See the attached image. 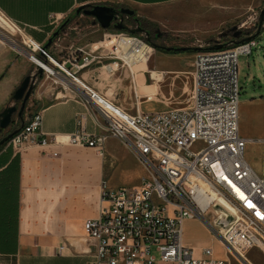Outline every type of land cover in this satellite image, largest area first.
I'll use <instances>...</instances> for the list:
<instances>
[{"label": "crops", "instance_id": "0c3cea01", "mask_svg": "<svg viewBox=\"0 0 264 264\" xmlns=\"http://www.w3.org/2000/svg\"><path fill=\"white\" fill-rule=\"evenodd\" d=\"M177 2L183 3V11L163 14L164 8ZM88 4L122 5L149 21L162 18L174 22L183 14V43L192 45L216 35L219 19L210 23L213 15L220 18L235 11V0H0V29L13 37L16 33L27 39V35L36 50L48 42L69 14ZM189 14L194 15L191 23L184 19ZM91 18L93 22L87 25L74 19L62 29L47 50L56 61H66L76 50L79 55L82 50L91 55L108 52L111 42L105 35L112 30L103 29ZM203 19L209 20L204 23ZM15 40L27 48L21 37ZM152 55L133 66L134 76L126 66L115 67L106 57L83 67L77 75L127 111H145L144 103L158 99L159 95L156 91L152 96L153 92L143 96L141 86L161 90V83L168 80L171 86L179 77L178 73L166 74L173 72L164 69L172 65L169 61L167 65L157 59L167 60ZM35 68L29 56L0 38V112L14 104L15 90ZM155 73L160 80L153 76ZM195 77V68L183 62V95L186 90L189 92L186 107L193 101ZM29 100L31 110L42 114L43 133L69 135L80 122L90 133H106L100 110L62 72L55 76L43 73ZM263 117L264 96L241 99L240 134L247 140L245 155L260 175L258 155L264 154ZM148 175L138 154L110 135L104 140L103 154L96 147L77 144L34 145L21 152L5 145L0 150V264H91L94 247L84 223L99 217L101 206L105 205L104 183L116 188L126 180L131 187H139ZM16 213L17 225L13 224ZM192 229L210 232L201 220L186 219L184 241L189 246L193 242L185 232ZM210 241L215 249L216 243Z\"/></svg>", "mask_w": 264, "mask_h": 264}, {"label": "built area", "instance_id": "2783aa9c", "mask_svg": "<svg viewBox=\"0 0 264 264\" xmlns=\"http://www.w3.org/2000/svg\"><path fill=\"white\" fill-rule=\"evenodd\" d=\"M246 23L237 25L241 33ZM263 24L244 33V41L237 40L231 28V33L221 32L214 45L208 44L211 49L199 50L193 63L196 77L190 107L156 112L138 108L131 113L77 75L106 57L115 67L126 66L134 76L133 66L151 53L146 33L106 29L112 30L105 35L111 42L106 54L82 50L79 55L76 50L63 62L39 45V54L45 57H32L37 68L31 74L38 75V68L48 76L64 73L100 110L107 130L90 133L80 122L69 135L43 133L42 114L32 111L28 100L23 124L7 147L21 152L34 145L77 144L96 147L103 154L104 140L110 135L133 149L149 172L139 187L111 188L104 183L105 205L99 217L84 223L94 247L91 264H234L229 257H218L212 247L198 252L187 245L186 219L201 220L237 260L244 259L249 249L264 251V176L248 162L247 140L240 134L239 68L240 55L253 53ZM217 44L224 47L213 49ZM49 66L56 73L51 74Z\"/></svg>", "mask_w": 264, "mask_h": 264}, {"label": "rangeland", "instance_id": "374dc122", "mask_svg": "<svg viewBox=\"0 0 264 264\" xmlns=\"http://www.w3.org/2000/svg\"><path fill=\"white\" fill-rule=\"evenodd\" d=\"M264 8V0H235V6L234 12L226 13L225 17L223 15L218 18L216 15H213V18L210 19V23L214 24L216 23V35L212 38H209L207 40H203L202 42L198 43V45H192L188 43H183V14L180 15V17L174 22L169 20H161L159 21L154 20L150 21L158 27L159 31L161 32V38L156 40L155 42L150 41V46L152 47L151 53L154 55H157L159 58L167 60L163 61L160 59H157V61L165 63L167 65L172 64L170 67H166L164 69L168 71L173 72H167V75H174V73H178L179 77L176 81V83L169 85L168 80H166L164 83H161V90L154 88H148L145 85L141 86L142 94L145 96V92H153L152 95L156 94V91L158 92V99L145 102L143 105V109L147 112H156V111H166L170 110L174 107L180 106V107H186L188 106V95L189 92L186 90L183 95V62L184 63H190L191 68L194 69V58L196 53L199 50H208L211 49L210 45H214L216 42V39L220 37L221 32H228L231 28L234 26H237L243 22H246V31L243 32L239 37H236L237 40L244 39L243 34L253 32L255 29V26L260 27L261 25V18L260 14L262 9ZM183 11V3L177 2L171 4L169 7H166L163 9V14H169L172 15L175 12ZM193 14H189L185 16L186 22H193ZM206 16V15H205ZM80 18L77 19L82 26L87 25L90 22H93L92 18L90 16H78ZM212 16L210 15V18ZM209 19H203L202 21L204 23H207ZM177 24V25H176ZM181 26L182 28H180ZM259 29V28H258ZM257 29V30H258ZM17 32L16 30H13V33ZM234 32V31H233ZM14 39L22 38L24 42H22L30 51H33L34 54L38 57L39 56V49L33 50L34 45L30 42L29 39H26L25 36L22 37L19 34H14ZM228 38V37H227ZM155 45H161L165 48H176V51L173 52H167L166 50L160 49L156 47ZM183 47L193 48L191 50L183 51ZM228 47V46H227ZM49 53V52H48ZM50 54V53H49ZM240 82H241V96L240 99H243L244 97H260L264 96V24L261 27V32L259 34V38L257 40V45L253 47V53L248 55H240ZM152 61V60H151ZM170 63H169V62ZM152 61L151 63H153ZM163 69V68H161ZM159 69V72H162L163 70ZM176 71V72H175ZM165 75V74H164ZM154 77H157L158 80H160V75L153 74ZM41 78H39L40 80ZM37 80L36 83L39 81ZM157 81V80H155ZM110 99V98H109ZM169 101L172 103V105H168L166 102ZM18 114L14 115V119H16ZM264 122V117H263ZM12 125L7 129H1L0 138L5 136V134L10 130ZM258 162H259V169L260 173L264 176V154L261 156L258 155ZM126 180H122L121 184L122 186H128L131 187V185L126 184ZM185 236L190 238L193 242V247L196 248V250L199 252L200 249H203L205 247H211L210 246V240L214 241L216 243V248L214 251L216 252L218 257L223 258H230V261L234 264H238L241 262L247 264H264V251L260 248H252L247 250L243 253L245 256V260L241 259L237 260L235 259L224 247L222 242L220 241L219 237L216 236L213 232H199L196 229H192L191 232H185Z\"/></svg>", "mask_w": 264, "mask_h": 264}, {"label": "water", "instance_id": "95a60500", "mask_svg": "<svg viewBox=\"0 0 264 264\" xmlns=\"http://www.w3.org/2000/svg\"><path fill=\"white\" fill-rule=\"evenodd\" d=\"M80 14H84L86 16H90L96 19L97 24H99L103 29H110V28H116L119 30H126L129 29L133 33H146L144 31L139 30L137 27H130L126 23V17H131L134 14V11L130 8L122 7L118 8L115 5H95L92 8L84 9L81 7H78L75 9L67 18L64 20L63 24L60 26L58 30H56L52 36L49 38L48 42L41 46L43 50H48L49 46L54 42L56 38H58L60 31L65 28L68 21L75 16H78ZM261 18V24H263L264 21V8L261 11L260 14ZM120 19L117 21L113 26L112 22ZM232 31H234V36L239 37L242 33L240 30H238V26H234L232 28ZM260 32V31H259ZM258 32V33H259ZM160 35V33H159ZM0 38H2L5 42L11 44L12 46L18 48L21 52L29 56V58L34 57L35 54L33 52H30L27 48L21 46L15 40L12 36L9 34L3 32L0 29ZM148 40L151 41L149 35ZM244 41V39L240 40ZM156 47L169 51V48H165L161 45H155ZM224 47V44H217L213 46V49L219 50ZM188 50V47H183V51ZM43 76V69L38 68V75H32L31 73L25 76V78L22 80L18 88L15 90L13 94V100L14 104L5 107L0 112V129H7L11 126L14 115L18 114V116H21L24 112L25 106L29 98L31 97L33 91L36 88V81L39 80ZM16 131L11 132L9 135H7L5 138H3L0 143L7 142L13 134H15Z\"/></svg>", "mask_w": 264, "mask_h": 264}, {"label": "trees", "instance_id": "16d2710c", "mask_svg": "<svg viewBox=\"0 0 264 264\" xmlns=\"http://www.w3.org/2000/svg\"><path fill=\"white\" fill-rule=\"evenodd\" d=\"M93 6H95L94 4H88V5H84V6H82V8H84V9H89V8H92ZM116 7H118V8H122V7H124V6H122V5H116ZM81 15V14H80ZM80 15H78V16H80ZM78 16H75L74 18H72V19H70L69 21H68V23L66 24V27L68 26V25H70V23L76 18V17H78ZM130 19H132V21H133V23H134V25H135V27H137L139 30H141V31H144V32H146V34L147 35H149V37H150V39L151 38H153V37H155V36H157V37H161L160 35H161V32L159 31V29H158V27L156 26V24H154V23H152V22H150L149 20H147V19H145V18H143V17H138V16H136V12H134V14H133V16H131L130 17ZM94 21H95V23H97V21H96V19L94 18ZM263 23H264V21H263ZM63 30H61L60 32H62ZM159 33H160V35H159ZM228 33H231V30H228ZM220 35H223V33L222 34H220ZM152 40V39H151ZM152 42V41H151ZM153 43V42H152ZM189 50H191V49H193V48H188ZM177 49L176 48H172V49H169V51H167V52H173V51H176ZM40 56H42V57H45L43 54H39ZM23 114H24V112H23ZM21 115V116H17V119H16V121H14V124H13V126L10 128V130L5 134V136H3L2 138H0V141L3 139V138H5L7 135H9L11 132H14V131H16V130H18L21 126H22V124H23V121H24V115ZM1 129H0V133H1ZM5 145H6V142H4V143H0V150L1 149H3L4 147H5ZM14 217V221H13V224H16L17 225V213L13 216Z\"/></svg>", "mask_w": 264, "mask_h": 264}, {"label": "flooded vegetation", "instance_id": "af4514ba", "mask_svg": "<svg viewBox=\"0 0 264 264\" xmlns=\"http://www.w3.org/2000/svg\"><path fill=\"white\" fill-rule=\"evenodd\" d=\"M126 22H127V24H130V25H132V26L135 27V25H134L132 19H130L129 17H126ZM146 35H147V34H146ZM147 38H148V35H147ZM160 38H161V37H157V36H155V37L151 38V39H152L151 41L156 43V40H158V39H160ZM155 39H156V40H155Z\"/></svg>", "mask_w": 264, "mask_h": 264}, {"label": "bare ground", "instance_id": "6f19581e", "mask_svg": "<svg viewBox=\"0 0 264 264\" xmlns=\"http://www.w3.org/2000/svg\"><path fill=\"white\" fill-rule=\"evenodd\" d=\"M26 35V34H25ZM26 37H27V39H29V37L26 35ZM151 48H149L148 50H150ZM32 59V58H31ZM48 70H49V72L52 74V73H56L55 72V69L53 68V67H51V66H49V68H48ZM226 204V203H225ZM228 207H229V209L231 210V211H234V209L232 208V206L231 205H229V204H226Z\"/></svg>", "mask_w": 264, "mask_h": 264}]
</instances>
